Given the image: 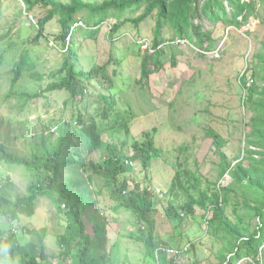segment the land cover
Masks as SVG:
<instances>
[{
	"label": "rangeland",
	"instance_id": "374dc122",
	"mask_svg": "<svg viewBox=\"0 0 264 264\" xmlns=\"http://www.w3.org/2000/svg\"><path fill=\"white\" fill-rule=\"evenodd\" d=\"M60 1L70 3L71 0ZM85 1L100 4L105 0ZM142 13H128L122 21L110 20L102 26L101 34L95 40H86L82 35L74 34L72 42L76 41L81 67L85 70L90 71L113 58L120 63L124 61L115 78L118 108L120 113L130 109L135 114L132 139L126 153L133 155L134 141L148 139H153L157 149L147 170L140 162H135L133 172L126 177L130 179V189L143 191L148 187L158 239L166 243L168 251H175L169 252L170 258L175 264H218L217 254L225 245L224 232L210 229V212L200 208L184 215L182 222L170 220L166 215V207L171 200L169 190L176 173H184L185 170L195 176V179L186 182L194 198L201 193L210 196L223 194L222 189L232 188L229 202L225 205L226 218L244 226L249 233L256 229L259 219L248 208L254 194L236 185L223 156L228 163L236 164L241 155L240 160L246 155V133L250 131L248 124L252 113L247 109L245 100L247 88L257 84L251 64L259 62L258 52L264 53V25L253 17L242 29H226L223 24L215 29L204 21L205 30L215 29L214 50H200L189 41L182 42L186 45L180 48L184 53L177 56V65L171 64V55H168L163 69L152 75L147 84H142L139 82L141 62L152 46L156 24L154 19H147L139 26L128 22ZM114 24L121 26L113 34ZM7 32L10 33L9 40L18 46L28 43L38 33L36 21L26 13L22 0H0V34ZM247 32L256 36L251 37ZM58 33L60 26L53 22L47 28L49 44L44 39L37 45L30 44L40 73H56L62 67L64 49L56 47L55 36ZM163 35L169 39L172 32L165 29ZM69 40L70 37L67 43ZM4 49L1 45L0 50ZM204 54L206 56H202ZM9 71L10 68H4L0 73V140L19 156L52 152L65 133L63 127L67 117L63 108L69 95L50 93L21 110L16 99L4 100L11 79ZM244 76L247 78L242 81ZM50 81L53 79L48 77L43 82L26 77L21 86L30 92L41 91ZM258 82L261 84L262 81ZM91 87L98 86L92 84ZM99 91L103 90L96 92ZM101 124L105 126L106 123ZM210 129L221 134L227 142L221 152H217L213 140L207 136ZM64 145L62 158L66 154L75 156L77 153L79 159L86 158L88 161L84 175L92 179L91 189L99 202L89 211L88 232L94 234L92 221L105 224L108 264H159L155 254L139 241L145 227L139 217L125 210H113L115 203L110 197L108 184L103 183L93 169L103 164L104 155L97 152L90 157L85 156L82 142L74 135ZM29 182V175L23 169L0 165L1 192L13 198L26 196ZM180 199L181 203L185 201L183 193ZM65 225L64 216L52 200L44 198L40 200L33 218L1 216L0 239H5L13 231L20 236V243L26 248L24 252L40 253L43 249L53 261L62 262L57 238L64 233ZM250 262L247 258L237 264Z\"/></svg>",
	"mask_w": 264,
	"mask_h": 264
},
{
	"label": "trees",
	"instance_id": "16d2710c",
	"mask_svg": "<svg viewBox=\"0 0 264 264\" xmlns=\"http://www.w3.org/2000/svg\"><path fill=\"white\" fill-rule=\"evenodd\" d=\"M22 2L26 13L35 19L38 33L34 39L21 46L9 40V32L0 34V46L5 47L4 51L0 50V73L4 68H10L11 75L4 100L14 98L20 109L25 110L29 104L38 102L47 94L67 93L69 97L63 108L67 121L63 127L65 133L52 152L33 153L31 157L19 156L0 140V165L21 168L30 179L26 196L13 198L0 191V217L33 218L40 200L48 198L64 216L66 225L64 233L57 238L62 262L53 261L43 249L40 253L24 252L26 248L21 245L20 236L11 231L3 241L0 239V264L110 262L106 255L108 240L105 224L92 221L94 234L88 232L89 211L99 203L91 189L92 179L84 175L88 161L86 158L79 159L77 153L72 155L73 158L70 154L62 158L64 144L72 135L82 142L85 156L90 157L97 152L104 155L103 164L93 169L102 182L108 184L110 197L115 203L113 210H125L137 215L145 226L139 241L155 254L159 264H175L165 248L166 243L158 239L157 221L153 217L148 187L143 191L130 189V179L126 177L133 172L135 162H140L147 170L157 149L153 139H148L134 141L133 155L126 153L132 139L131 127L135 114L130 109L120 113L118 108L115 78L124 61L120 63L111 53V61L97 65L90 71L85 70L81 67L80 50L76 49V41L72 42V38L77 34L86 40H95L101 34L102 26L110 20L122 21L128 13L143 11L139 17L128 22L139 26L147 19L156 20L152 46L141 62L139 82L147 84L152 75L163 69L168 55H171V64L177 65V56L184 53L180 48L186 45L181 41L186 40L200 50L211 51L215 48L214 32L219 24H223L226 29H242L253 17L260 25H264V0H105L100 4L85 0H71L70 3L60 0ZM204 21L215 29L205 30ZM53 22L60 26V33L55 39L56 47L64 49V58L62 67L56 73L43 74L37 70L38 63L32 55L30 44L37 45L41 39L49 44L47 28ZM120 26L114 24L112 33H116ZM165 29L172 32L169 39L163 35ZM247 35L256 36L252 32H247ZM256 56L259 62L253 61L251 65L257 84L247 88L245 100L247 109L252 113L248 124L250 131L246 133V155L240 160L241 155L236 164L228 163L223 156L236 185L254 194L248 208L259 219L256 229L249 233L244 226L226 218L225 205L229 202L232 188L222 189L223 194L210 196L201 193L198 198H194L186 182L195 179V176L185 170L184 173H176L169 190L171 200L167 204L166 215L170 220L182 222L184 215L200 208L206 213L210 212L209 228L224 232L225 245L217 254L218 264H237L247 258L250 264H264V53L258 52ZM26 77L38 82L48 77L53 81L41 91L30 92L21 86ZM246 78L244 76L242 81ZM258 80L262 81L261 84ZM92 84L98 87H91ZM100 89L103 91L96 92ZM72 122H75V126H72ZM101 122L106 123L105 126ZM207 136L213 140L217 152H221L227 144L221 134L213 129ZM182 193L185 196L183 203L180 199Z\"/></svg>",
	"mask_w": 264,
	"mask_h": 264
},
{
	"label": "built area",
	"instance_id": "2783aa9c",
	"mask_svg": "<svg viewBox=\"0 0 264 264\" xmlns=\"http://www.w3.org/2000/svg\"><path fill=\"white\" fill-rule=\"evenodd\" d=\"M185 41H186V40H183V41H181V42H184V43H185ZM252 82H253V81H252ZM249 85H251V84H249ZM168 252L175 253V251H173V250H170V251H168Z\"/></svg>",
	"mask_w": 264,
	"mask_h": 264
}]
</instances>
